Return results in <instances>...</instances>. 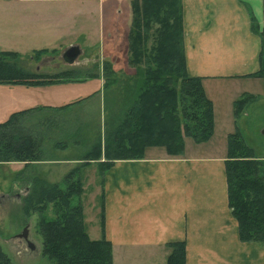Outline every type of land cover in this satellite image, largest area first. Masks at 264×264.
<instances>
[{
	"label": "crops",
	"instance_id": "1",
	"mask_svg": "<svg viewBox=\"0 0 264 264\" xmlns=\"http://www.w3.org/2000/svg\"><path fill=\"white\" fill-rule=\"evenodd\" d=\"M96 1L104 17L111 12L105 0ZM9 2L0 0V50L17 51L1 49L6 35L14 43L20 36L27 42L55 38L53 17L9 16L4 13ZM182 6L186 68L202 78L213 102V133L203 142L184 137L180 154L152 145L142 158L116 160L101 185L105 237L114 264L126 254L139 264H164L166 244L177 240L186 242V264H264V243L239 238L225 165L234 101L256 95L243 107L237 127L264 166V80L253 74L264 40V0H182ZM7 85L0 84V121L18 110L11 109ZM23 96L20 90L18 98Z\"/></svg>",
	"mask_w": 264,
	"mask_h": 264
},
{
	"label": "trees",
	"instance_id": "2",
	"mask_svg": "<svg viewBox=\"0 0 264 264\" xmlns=\"http://www.w3.org/2000/svg\"><path fill=\"white\" fill-rule=\"evenodd\" d=\"M130 5L129 62L135 67L146 65V74L141 92L129 105L121 123L108 133L104 143L97 141L81 158L85 164L98 160L102 180L104 173L118 159L142 158L145 148L152 145L164 146L169 154H180L184 137L203 142L212 135L214 129V106L205 92L202 78L189 75L186 68L182 0H130ZM252 27L257 29L254 20ZM151 38L153 44L148 48ZM48 51L42 48L33 53L39 56ZM19 53L0 50V84H52L75 81L74 77L78 75L75 70L55 73L30 70L18 61ZM253 74L264 80L263 38L259 69ZM85 97L53 108H66ZM255 97L245 95L235 100L236 115ZM42 108L31 106L18 109L0 121V162L44 159L42 130L40 132L24 123L29 115ZM43 123L47 125V122ZM227 147L225 165L228 203L238 222L239 238L241 241L264 243L263 162L255 157L238 127L229 133ZM81 169L82 166L77 165L66 173L64 188L57 182L33 177L22 198L23 211L26 215L40 213L42 253L53 264H113L111 241L104 234L99 239H91L86 230L82 203H72V197L80 195L83 190ZM50 202H54L57 207L58 217L53 220L43 216ZM103 212L102 201L101 225L104 231ZM62 239H65L64 243ZM166 246L169 253L164 264H186L184 240L168 242ZM0 264H15L1 245Z\"/></svg>",
	"mask_w": 264,
	"mask_h": 264
},
{
	"label": "rangeland",
	"instance_id": "3",
	"mask_svg": "<svg viewBox=\"0 0 264 264\" xmlns=\"http://www.w3.org/2000/svg\"><path fill=\"white\" fill-rule=\"evenodd\" d=\"M9 1L4 10L9 16L19 15L24 21L33 16L53 17L57 21V29L51 36L55 38L48 42L46 36H41L35 42H27L20 36L17 43L13 42L10 35L2 36L6 43L1 49L20 52L18 61L30 70L44 73L75 70L78 73L74 77L75 81L7 85L8 97L12 99L9 103L12 104L11 109L36 104L44 107L24 120L26 126L37 128L40 132L42 130L44 159L0 162V245L15 264H53L42 253L40 213L26 215L22 208V198L29 189V182L37 176L57 182L64 188L66 173L77 165L82 166L80 175L83 190L80 195L72 197V203H82L84 222L91 239L105 235L101 225L103 180L98 160L87 161L85 164L81 158L97 141L104 143L108 133L124 119L129 105L142 90L146 65L135 67L129 62L132 22L130 0H105L108 3L106 8H112L109 14L105 12V17L96 0H18L16 5L12 4L15 0ZM70 44H77L81 49L73 63L63 57ZM152 44L151 38L148 48ZM35 48L55 51L36 56L33 53L37 50ZM96 77L102 78V82ZM20 90L23 98H18ZM82 97L85 98L60 110L45 107L69 103ZM232 117L235 130L241 113L236 115L234 110ZM37 120H40L38 125ZM43 216L47 220L58 217L54 202L47 204ZM61 242L64 243L65 239ZM116 256L120 257L118 251ZM116 264L139 263L126 254L116 257Z\"/></svg>",
	"mask_w": 264,
	"mask_h": 264
},
{
	"label": "water",
	"instance_id": "4",
	"mask_svg": "<svg viewBox=\"0 0 264 264\" xmlns=\"http://www.w3.org/2000/svg\"><path fill=\"white\" fill-rule=\"evenodd\" d=\"M81 49L77 44H72L70 46L67 47V49L65 50V52L63 53V57L66 61L73 63L75 58L78 56V54L80 53ZM263 134H264V130H262ZM28 191V190H27Z\"/></svg>",
	"mask_w": 264,
	"mask_h": 264
}]
</instances>
